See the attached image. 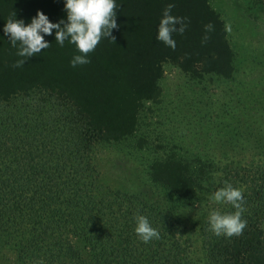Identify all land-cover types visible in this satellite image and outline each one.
I'll use <instances>...</instances> for the list:
<instances>
[{
	"label": "trees",
	"instance_id": "obj_1",
	"mask_svg": "<svg viewBox=\"0 0 264 264\" xmlns=\"http://www.w3.org/2000/svg\"><path fill=\"white\" fill-rule=\"evenodd\" d=\"M64 5L65 0H0V264H194L189 241L150 198L153 189L105 180L90 154L95 142L129 139L142 104L159 95L163 56L148 60L145 54L143 61L137 54L123 57L126 41L117 37L114 53L108 40L89 53L90 63L73 67L71 61L80 53L69 40L61 46L53 29L44 36L49 48L13 67L25 58L17 55L19 43L13 47L3 31L7 19L15 12L16 19L28 24L39 10L53 23L67 22ZM133 34L137 42L153 41L160 48L149 29L140 27ZM204 50L198 61H210L227 76L229 70L214 51ZM178 54L184 53L171 54L168 48L166 55ZM254 101L249 102L252 108L259 106ZM250 111L242 104L236 114L240 137L254 135L246 131L257 123V110ZM255 153L259 160L229 164L222 180L223 186L227 181L243 189L247 227L239 236H217L209 214L200 220L204 264H264V150ZM167 157L154 161L151 177L154 183L165 177L159 183L169 187L175 202L200 203L203 198L194 188L212 195L220 187L209 177L201 184L189 173L198 165V155L173 151ZM220 210L234 211L230 204ZM137 215L149 219L159 239L144 243L137 236ZM5 248L12 257L4 256Z\"/></svg>",
	"mask_w": 264,
	"mask_h": 264
},
{
	"label": "rangeland",
	"instance_id": "obj_2",
	"mask_svg": "<svg viewBox=\"0 0 264 264\" xmlns=\"http://www.w3.org/2000/svg\"><path fill=\"white\" fill-rule=\"evenodd\" d=\"M115 2L118 28L112 30V36L126 41L122 40L120 54L127 58L137 54L140 61L145 54L150 56L148 60L163 56L158 64L162 72L157 81L159 95L142 104L129 139L120 143L95 142L90 149L91 158L105 180L133 188L141 184L139 188H144L145 192L153 189L150 198L158 201L180 236L189 241L194 264H204L198 224L210 211L227 204H216L210 199L213 194L198 188L193 192L203 198L202 202L177 203L168 193L169 187L159 183L165 177H156V183L153 182L151 168L155 160L169 158L167 154L171 156L173 151L189 157L198 155V165H192L189 173L200 178L201 184H206L209 177L214 185L220 182L222 187L224 172L231 168L229 164L260 159L255 152L264 150V0ZM170 3L175 5L172 14L185 20L183 35L173 33L175 50L184 54L166 55L168 48L171 54L175 50L157 39L159 22ZM209 24L212 30L206 31L205 26ZM140 27L150 30V36L160 48L152 46L153 41H136L133 31ZM205 36L207 42L202 43ZM213 39L217 40L213 41L215 45H211ZM108 40L112 41L102 38L98 46L105 45ZM199 43L204 45L199 46ZM107 48L114 53V42ZM203 48L204 54L214 51L219 63L229 70L227 76L218 72L210 61H198ZM140 74L143 75L141 69ZM251 101H259V106L252 108ZM242 104L251 108V115L257 110V123L246 129L254 134L252 136L238 135L242 129L236 114ZM138 139L141 145L132 146ZM240 147H244L242 152ZM203 165L201 170H196ZM3 252L4 256L12 257L10 248Z\"/></svg>",
	"mask_w": 264,
	"mask_h": 264
},
{
	"label": "clouds",
	"instance_id": "obj_3",
	"mask_svg": "<svg viewBox=\"0 0 264 264\" xmlns=\"http://www.w3.org/2000/svg\"><path fill=\"white\" fill-rule=\"evenodd\" d=\"M64 7L67 22L61 19L58 23H53L43 11L39 10L28 24L22 19H16L15 12L7 19L3 31L9 36L13 47L19 43L17 55L25 58L17 60L13 67H22L29 57L49 48L50 44L44 36L51 35L53 29L56 30L55 40L61 46L69 40L80 53L72 59L73 67L90 63L88 55L95 51L102 38L108 37L115 42V37L112 36V30L118 28L115 0H65ZM174 7L175 5L170 3L164 9L157 34V39L173 50L176 48L173 33L178 32L183 35L186 30L184 18L172 14ZM177 24H179L178 28ZM205 28L206 31H211L212 25H206ZM207 39L208 37L205 36L202 43H206ZM210 199L216 204H230L234 209L229 212H222L218 208L210 211L208 222L211 231L217 236L241 235L247 227V221L243 219V213L246 211L243 189L225 181L224 186L218 188ZM135 220V232L144 243L160 238L159 231L152 226L146 216L137 215Z\"/></svg>",
	"mask_w": 264,
	"mask_h": 264
}]
</instances>
